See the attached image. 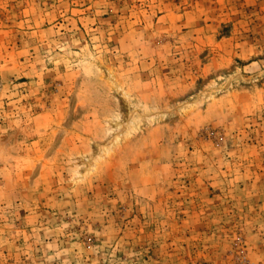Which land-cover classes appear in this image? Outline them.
Returning <instances> with one entry per match:
<instances>
[{"label": "rangeland", "instance_id": "374dc122", "mask_svg": "<svg viewBox=\"0 0 264 264\" xmlns=\"http://www.w3.org/2000/svg\"><path fill=\"white\" fill-rule=\"evenodd\" d=\"M0 264H264V0H0Z\"/></svg>", "mask_w": 264, "mask_h": 264}]
</instances>
